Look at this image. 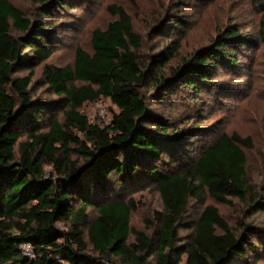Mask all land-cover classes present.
Segmentation results:
<instances>
[{
  "label": "trees",
  "instance_id": "16d2710c",
  "mask_svg": "<svg viewBox=\"0 0 264 264\" xmlns=\"http://www.w3.org/2000/svg\"><path fill=\"white\" fill-rule=\"evenodd\" d=\"M33 1L48 5V0ZM65 1L52 2L63 9ZM254 5L264 38V0ZM109 12L115 19L93 32L92 53L78 49L73 65H44L45 83L66 105L62 120L42 128L43 108L31 99L30 87L34 69L55 52L44 42L42 24L11 1L0 0V264H241L247 255L244 237L214 206L205 207L192 235L178 244L192 202L204 206L209 197L231 206L232 199L258 200L244 152L253 148L252 139L224 135L197 161L181 166L166 141V123L157 124L159 135L144 127L149 115L138 88L146 73L134 20L123 7L111 6ZM12 30L25 36L20 41ZM178 50L168 47L164 55ZM222 56L230 55L197 57L201 70L193 71L198 73L194 77L206 82ZM25 70L30 73L15 77ZM182 84L200 90L192 79ZM101 99L119 109L105 127L92 124L82 112L86 103ZM23 136L26 140L19 142ZM167 153L171 157L164 163ZM150 184L163 204L154 214L159 226L154 254L152 239L131 226L137 203L129 197ZM90 209L96 211L93 221ZM25 244L32 247L31 255L23 251ZM90 247L97 256L87 254Z\"/></svg>",
  "mask_w": 264,
  "mask_h": 264
},
{
  "label": "rangeland",
  "instance_id": "374dc122",
  "mask_svg": "<svg viewBox=\"0 0 264 264\" xmlns=\"http://www.w3.org/2000/svg\"><path fill=\"white\" fill-rule=\"evenodd\" d=\"M9 1L33 23L42 24L47 31L44 42L49 41L55 52L34 69L30 87L31 99L43 108L39 116L42 128L53 119L62 120L61 109L66 105L45 83L44 65H73L78 49L92 53L93 32L105 30L114 21L109 8L118 6L133 18L135 30L142 38L138 55L146 77L138 92L149 115L144 127L159 135L157 124L166 123L170 128L166 141L174 147L171 154L177 156L181 166L197 161L224 135L252 139L253 148H244V152L248 159V180L255 186L258 200L232 199L231 206L216 203L209 197L204 206L192 202L180 227L178 245L192 235L205 207L214 206L232 231L244 237L247 255L241 264H264V38L260 29L261 15L254 0H66L63 9L56 7L53 0H48L46 8L33 0ZM177 24L180 25L173 28ZM234 31L237 36L232 35ZM12 35L20 41L25 36L16 30H12ZM174 45L179 50L166 58V49ZM220 48L226 51H218ZM209 52L220 56L226 52L230 56H222L215 62L217 68L211 70L210 79L202 83L194 77L198 73L193 74V71L201 70L196 65L197 57L203 58ZM29 73L25 70L15 77ZM187 79L199 82L200 90L184 87L182 80ZM82 112L92 124L105 127L119 109L110 100L101 99L86 103ZM162 137L159 136L160 141ZM25 140L23 136L19 142ZM16 153L19 156L18 147ZM171 154L163 156L164 163ZM164 168L174 169L169 165ZM129 197L137 203L131 226L152 239L151 254H154L159 234L154 214L163 210L159 191L150 184L130 193ZM89 212L93 221L96 211L90 209ZM87 230L83 228L88 242ZM24 251L26 255L32 254V249ZM87 254L97 256L92 247Z\"/></svg>",
  "mask_w": 264,
  "mask_h": 264
},
{
  "label": "built area",
  "instance_id": "2783aa9c",
  "mask_svg": "<svg viewBox=\"0 0 264 264\" xmlns=\"http://www.w3.org/2000/svg\"><path fill=\"white\" fill-rule=\"evenodd\" d=\"M22 249H23V251H24V249H25L26 251H30V250L32 249V247H31L29 244H25V245H23ZM24 252H25V251H24Z\"/></svg>",
  "mask_w": 264,
  "mask_h": 264
}]
</instances>
